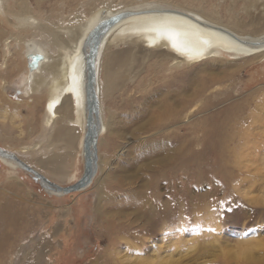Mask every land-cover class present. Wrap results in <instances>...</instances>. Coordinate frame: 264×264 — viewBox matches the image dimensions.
<instances>
[{"label":"bare ground","instance_id":"6f19581e","mask_svg":"<svg viewBox=\"0 0 264 264\" xmlns=\"http://www.w3.org/2000/svg\"><path fill=\"white\" fill-rule=\"evenodd\" d=\"M37 4L38 0H0V7L9 12L6 17L14 22L22 32L21 37L25 38L18 43L19 48H25L26 80L29 84L27 90L35 93L30 106L36 109L41 107L44 111L45 128L49 130L47 143L54 148L35 163L49 169L52 175L58 177L65 169L66 160L71 154V145L77 141L80 127L82 155V142L88 122L87 78L83 53L87 52L85 46L88 43L85 42L99 24L110 20L95 58L93 106L97 111L94 121L98 133L97 144L99 138L106 135L117 141H127L126 156L119 164L124 172L137 170L143 162L167 165V169L155 177L156 181L152 185L147 187V179L142 183L129 180L122 183L123 191L127 192L125 198L118 199L117 194L110 197L114 208L120 210L124 206L134 207L133 213L136 217L124 222V230L119 228L116 231L106 255L98 257L90 264H121L117 256V249L121 246L124 245L127 249L137 248L135 242H139L144 252L150 248L144 241L145 237L141 238L139 233L150 238L168 229L172 235L178 216L184 217L191 211L207 210V204L201 205L202 202L195 203L192 200L183 203L172 193V185L169 186L168 183H172L179 168L170 149L173 141L181 136L180 132L185 128L189 130L186 135H192L198 142H202L218 137L221 125L231 122L230 117L221 119L217 113L204 116L203 120L200 119L201 115L190 120L195 114H205L208 107L205 96L221 89V83H217L220 77L217 78L212 73L201 76L195 89L191 86L197 73H192L189 81L179 85L169 79L180 68L196 63H201L204 71L214 66L221 68L223 59L224 65L241 66L244 62L235 59L264 58V30H257L261 28L258 26H264V0H76L77 8H73L70 13L58 10L49 12L39 8ZM125 10L132 11V15L114 21L117 13ZM39 14L44 17L40 18ZM166 31L179 33L178 43L191 52L185 54L173 47L172 40L161 35V32ZM190 54L195 58L189 59ZM32 55L36 59L29 66ZM208 60L212 62H207ZM149 72L154 74L150 75ZM157 72L165 73L164 75L169 73L170 76L162 80L155 77ZM42 92L46 93L44 100L43 96L41 98ZM29 119L34 121L35 116L30 115ZM3 126L5 129L2 135L7 137L11 132L8 133L7 126ZM28 128L31 133L32 128ZM256 137L254 139L257 142ZM186 144L188 145L187 141ZM0 159L10 166L20 168L9 158ZM221 159H227L226 152ZM139 173L145 177L148 175L145 169H140ZM222 174L227 189L223 206L221 205L224 221L247 230H253L256 225L260 226L259 222L264 225V208L256 207L249 212L250 209L238 196L230 195V175L226 171ZM124 177L125 175L120 176L119 181H123ZM164 180L167 181L164 184L168 185L164 190L165 199L158 191L161 181ZM48 192L63 195L54 190ZM106 200L101 196L100 209L111 212L113 208L106 206ZM122 213L124 212L120 210L110 214L113 218L120 219L119 214ZM124 232L132 236L134 241L122 244L119 238ZM162 237L164 241L166 236ZM235 247V256H239L245 263L255 258V254L264 256V239L240 240ZM170 248L169 244L164 250ZM159 249L156 251H160ZM166 250L167 254L163 253L162 256L164 251L161 250L150 263L158 264L165 256V264L176 263L173 261L174 253ZM127 260L129 262L124 264H144L145 261L136 258L133 261ZM224 260L223 263H226L227 260Z\"/></svg>","mask_w":264,"mask_h":264},{"label":"rangeland","instance_id":"374dc122","mask_svg":"<svg viewBox=\"0 0 264 264\" xmlns=\"http://www.w3.org/2000/svg\"><path fill=\"white\" fill-rule=\"evenodd\" d=\"M75 2L76 0H38L37 5L49 12L58 10L70 13L73 8H77ZM8 15L9 12L0 7V146L15 152L53 182L60 185L71 184L83 172L80 151L82 128L74 122L80 127L79 137L71 145L65 169L58 177L35 163L54 148L47 143L49 130L45 128L44 111L41 107L36 109L30 106L35 93L27 90L29 84L26 80L25 48H19L18 43L25 38L21 37L22 32L14 22L6 17ZM39 17L43 18L44 15L39 14ZM258 28L260 32L264 30L263 25ZM235 60L244 63L241 66L224 65L223 59L221 68L214 66L204 71L203 65L196 63L180 68L169 79L179 85L189 81L192 73H197L191 86L195 89L201 76L212 73L217 78L220 77L217 83H221V89L205 96L208 102L205 114L197 112L190 120L200 115L203 120L204 116L217 113L221 119L230 117L231 122L221 125L218 137L202 142H198L192 135H186L189 130L185 128L181 130V136L173 141L170 149L179 168L172 183H168L169 186L172 185V193L181 202L192 200L195 203L202 202L201 205L207 204V210L191 211L184 217L178 216L172 235L168 229L150 238L139 233L141 238L145 237L144 241L150 248L144 252L139 242H135L138 249L121 246L117 249L121 264L128 263L127 259L133 261L135 258L145 259L144 264H151L150 260L156 258L158 253L164 251L162 256L163 253H168L164 248H168L169 244L171 248L167 250L174 253L173 261H176L173 264L264 263V256L261 257L260 253L255 254L250 263L235 256L238 241L264 239L262 222H259L260 226H254V231L247 230L224 221L222 211L224 193L227 192L222 174L224 171L231 177V196H238L250 209L249 212L256 207L264 208V58ZM33 62L31 59L28 65ZM149 74L153 75L154 72ZM164 74L157 72L155 77L163 80L170 76L169 73ZM42 96L44 100L46 93L42 92L41 98ZM30 115L35 116L34 121L29 119ZM3 125L8 127V133L11 132L7 137L2 135L5 129ZM28 126L32 128L31 133ZM173 145L176 147L173 148ZM127 148V141H117L107 135L100 137L96 146L97 169L92 182L83 190L63 195L49 193L27 171L10 166L0 159V264H90L98 257L105 256L116 231L119 228L124 230V222L136 217L134 207L124 206L120 209L124 212L119 214L120 219L113 218L110 213L120 210L111 205L110 197L117 194L118 199L125 198L127 192L123 191L122 183L129 180L142 183L147 179L148 187L155 183L157 175L167 169L165 164L143 162L137 170L124 172L119 164L123 162ZM144 149L145 146L142 148L143 153ZM224 152L227 153V159L222 160ZM140 169L147 170L148 175H141ZM124 175V182L119 181L118 178ZM164 183L167 184V181H161L158 187L163 199L166 198L164 190L168 186ZM101 196L107 199L106 206L113 208L111 212L100 209ZM4 205L7 206L4 208ZM162 236H166L164 241ZM119 241L125 244L134 239L124 232ZM156 249L160 251L157 252ZM165 258L167 256L161 258L158 264H165ZM222 259L227 262L223 263L225 260Z\"/></svg>","mask_w":264,"mask_h":264},{"label":"water","instance_id":"95a60500","mask_svg":"<svg viewBox=\"0 0 264 264\" xmlns=\"http://www.w3.org/2000/svg\"><path fill=\"white\" fill-rule=\"evenodd\" d=\"M132 11H120L113 18L114 21L121 20L132 15ZM110 20H106L99 24V27L95 28L87 37L85 46L88 50L84 53L85 58V72L87 78L86 84V99L88 105V122L87 128L83 138V148H82V157H83V172L80 178L68 185H60L56 182H53L45 175H42L39 171L25 162L21 157H19L15 152L5 149L0 146V157L9 158L15 161L19 167L35 178V180L39 181L41 186L45 190H54L60 192L62 194L71 193L75 191H80L85 189L90 185L93 180V177L96 173V146H97V128L94 127V121L96 120V107L94 105L95 99V58L97 56L98 48L100 46L101 39L104 37L107 31V25ZM106 25V26H105ZM35 60V56H30V60ZM93 101V102H92ZM95 109V110H94ZM92 124V125H91Z\"/></svg>","mask_w":264,"mask_h":264},{"label":"snow or ice","instance_id":"6c2138e0","mask_svg":"<svg viewBox=\"0 0 264 264\" xmlns=\"http://www.w3.org/2000/svg\"><path fill=\"white\" fill-rule=\"evenodd\" d=\"M161 35H166L169 39L172 40L173 43V47H175L178 51H182L185 54H189L191 52L190 49L186 48V47H182L178 41H177V37L179 35V33L173 32V31H166V32H161ZM198 55V53L196 54ZM195 56L194 55H189V59H194Z\"/></svg>","mask_w":264,"mask_h":264}]
</instances>
